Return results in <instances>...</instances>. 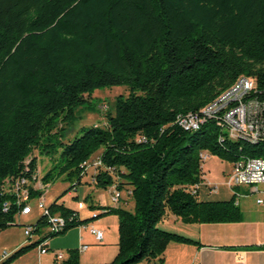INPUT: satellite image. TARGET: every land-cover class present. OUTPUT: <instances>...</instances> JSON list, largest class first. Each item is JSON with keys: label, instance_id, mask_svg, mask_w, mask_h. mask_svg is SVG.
<instances>
[{"label": "trees", "instance_id": "1", "mask_svg": "<svg viewBox=\"0 0 264 264\" xmlns=\"http://www.w3.org/2000/svg\"><path fill=\"white\" fill-rule=\"evenodd\" d=\"M241 76L264 87V0H0V187L8 177L34 179L36 163L26 164V156L62 137L65 127L53 130L73 122L96 87L128 85L129 94L118 95L114 110L108 109L107 123L60 141L59 170L77 173L79 183L82 164L102 149L98 157L114 171L99 167L94 183H117L134 200L133 210L101 205L97 216H119L118 252L102 264L156 258L164 264L171 242H198L161 228L169 213L186 223L243 220L236 193L227 200H201L187 187L201 182V151L230 161L264 158V135L230 140L216 119L191 130L176 122L205 109ZM56 171L45 173L46 184ZM41 194L32 189V197ZM60 197L49 205L70 219L62 232L90 219H81ZM17 215L13 199L0 188V230L16 224ZM47 222L42 213L31 224ZM55 234L47 229V236ZM38 237L0 264L42 244ZM56 261L93 264L80 262L77 248Z\"/></svg>", "mask_w": 264, "mask_h": 264}, {"label": "rangeland", "instance_id": "2", "mask_svg": "<svg viewBox=\"0 0 264 264\" xmlns=\"http://www.w3.org/2000/svg\"><path fill=\"white\" fill-rule=\"evenodd\" d=\"M120 94H129L128 85L119 84L96 87L90 97L91 103L88 102L77 109L75 120L69 124L66 122H60L58 128L53 130V132L57 129L59 130L60 127L63 126L65 127L64 135L62 137L53 136V144H39L38 146L34 147L24 160L27 164L35 161L36 164L33 172L34 179H32V182L36 185V189L41 190L42 193L44 192V189L39 188V184L45 183L43 176L51 168L56 167V173L50 179V182L47 183L48 185L46 184L45 194L47 204L52 203L57 197L61 196L59 202L64 203L67 207L78 210L79 217L81 219L90 218L87 222L70 227L66 232L51 236V246H53L52 248L55 247V249L62 251L65 257L69 256V250L71 248H77L79 260L83 263H107L113 260L118 252V214L116 212H108L97 216V213L101 209V204L105 203L111 207L114 206L115 202H113L111 199V190H113L114 186L113 184L108 185L107 187L97 186L91 179V175L94 173L92 166H90L88 171L82 175V180L79 183H77L79 179V175L77 173L71 176L69 175L68 170L60 172L59 169L62 164L61 150L63 146L60 144V141L62 140L64 143H66L73 139L76 135H82L85 128L93 127L95 124L102 126L103 124L107 123L108 109L114 110L116 98ZM101 153L102 149H99L90 159L96 160V158L100 156ZM206 154L208 155L202 160L203 174L199 185V199H230L235 194V189L230 187L228 184L231 161L209 151H206ZM207 183L217 184V191L211 192L207 186ZM257 186L260 188L259 192H253L251 190V185H239L237 190L241 194L235 195L237 202L241 203L242 205H257L258 196L264 197V183H258ZM39 197L40 196L37 195L32 197L30 200V204L33 208L32 213L17 215L16 224L0 231V252H2L5 248L13 250V248H10L9 240H24L25 244H28L24 237V226L35 223L41 217L42 210L38 206ZM123 197L124 203L121 204V199ZM122 198L118 204H121L123 208L133 210L134 200L133 198H130L127 189L122 190ZM80 201L84 202V206L81 207L79 205ZM92 205H94V207H92ZM92 216L94 218H91ZM163 222L164 220H162L160 223ZM160 223L159 225H161ZM93 224L96 227L103 229L105 234L103 241L96 240L95 236L90 232V226ZM167 231H170V229ZM37 237V235L32 237V239L29 240V243L35 241ZM81 242L89 244V248L85 251L79 250V245ZM5 253H8V250H6ZM137 264L161 263L159 259L156 258L155 260L152 259L151 261L145 259L144 261Z\"/></svg>", "mask_w": 264, "mask_h": 264}, {"label": "built area", "instance_id": "3", "mask_svg": "<svg viewBox=\"0 0 264 264\" xmlns=\"http://www.w3.org/2000/svg\"><path fill=\"white\" fill-rule=\"evenodd\" d=\"M106 107V106H105ZM208 119H216L220 121L221 134L230 140H245L249 142V137H259L264 135V87H259L256 79H242L241 84H238L232 92L223 93L217 100V103L212 109H199L193 111V118H186L185 115L181 119H176L178 125L183 129L191 130L194 126H199L200 123ZM145 139L139 137L138 140ZM207 150L201 151L202 160L208 154ZM27 164V163H26ZM92 166L94 173L91 175L92 181H95L98 168L106 167L110 171H114L111 166H105L102 157H97L96 160L82 164L83 173H86L89 167ZM258 183H264V159L253 157L249 159H236L231 161V168L228 176V184L238 192L237 187L241 184L251 185L253 192H259ZM200 183L187 187L192 193H197ZM111 190V199L118 204L122 198V190L113 184ZM211 192H216L217 184L207 183ZM1 192L4 195L11 197L18 207V215L30 214L33 208L30 204L32 198V189H36V185L26 174H21L16 177H8L1 184ZM39 188L44 189V192L39 197L38 206L42 213L47 217L48 222L44 226H36L27 224L24 226V233L27 240L34 236H43V243L37 246L40 252L50 250V238L47 236V229H58V234L61 233L70 223V219L61 213H54L50 205L46 202V183H40ZM10 200L4 202V210H7L10 205ZM257 202L264 205V197L258 196ZM79 205L84 206V202L80 201ZM90 232L95 236L96 240H104V231L96 227L90 226ZM89 248V244L82 243L79 250L85 251ZM6 250L0 252V256H4ZM57 258H63L65 255L62 251H54Z\"/></svg>", "mask_w": 264, "mask_h": 264}, {"label": "crops", "instance_id": "4", "mask_svg": "<svg viewBox=\"0 0 264 264\" xmlns=\"http://www.w3.org/2000/svg\"><path fill=\"white\" fill-rule=\"evenodd\" d=\"M123 199L124 197L121 199V204L124 203ZM121 204H114V206H121ZM239 205L243 212V220L233 222L186 223L179 216L169 213L159 226L198 242H172L165 253V264H264V249L247 246L264 244V205L258 202L255 206L241 203ZM24 237L27 241L25 233ZM51 241L52 238L49 241V251L42 253L36 246L10 264H58L54 253L58 249L52 248ZM9 245L13 250L5 248L4 250H8V253L0 257V261L10 257L21 246L27 244L24 240H9Z\"/></svg>", "mask_w": 264, "mask_h": 264}, {"label": "bare ground", "instance_id": "5", "mask_svg": "<svg viewBox=\"0 0 264 264\" xmlns=\"http://www.w3.org/2000/svg\"><path fill=\"white\" fill-rule=\"evenodd\" d=\"M246 79V78H248V79H251V78H249V77H245V76H241L232 86H230L227 90H225L224 92H222L220 95H219V97L217 98V99H215L214 101H212V102H210L206 107H205V109H212V107L217 103V100L223 95V93H227V92H232V90H235L236 89V87H237V85L238 84H240V80L241 79ZM186 118H193L192 116H190V115H188V116H186ZM194 127H196V126H194ZM193 127V128H194ZM253 139H257V137H252ZM249 158H251V156L250 157H246V158H243V159H249ZM259 159H264L263 157L261 158V157H259ZM48 185V184H47ZM116 204V203H115ZM52 230H56V231H58V229H52ZM40 246H41V244H40Z\"/></svg>", "mask_w": 264, "mask_h": 264}]
</instances>
